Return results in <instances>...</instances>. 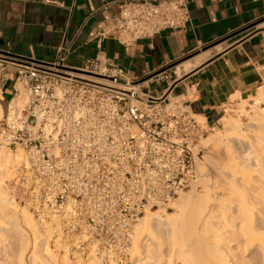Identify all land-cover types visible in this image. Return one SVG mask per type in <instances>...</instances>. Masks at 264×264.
Returning <instances> with one entry per match:
<instances>
[{
  "label": "built area",
  "instance_id": "obj_1",
  "mask_svg": "<svg viewBox=\"0 0 264 264\" xmlns=\"http://www.w3.org/2000/svg\"><path fill=\"white\" fill-rule=\"evenodd\" d=\"M190 20L188 0H130L102 35L131 45ZM70 53L66 44L51 61L10 60L16 87L0 119V150L15 158L8 191L50 227L49 250L133 264L134 225L205 177L199 146L212 128L175 97H139L118 65L77 66Z\"/></svg>",
  "mask_w": 264,
  "mask_h": 264
},
{
  "label": "crops",
  "instance_id": "obj_2",
  "mask_svg": "<svg viewBox=\"0 0 264 264\" xmlns=\"http://www.w3.org/2000/svg\"><path fill=\"white\" fill-rule=\"evenodd\" d=\"M125 1L0 0V51L51 61L69 44L74 65L108 60L121 68V84L135 83L139 97H175L209 127L264 91V0H188L185 27L131 45L102 35ZM13 57L0 52L3 112L16 86L2 63Z\"/></svg>",
  "mask_w": 264,
  "mask_h": 264
},
{
  "label": "bare ground",
  "instance_id": "obj_3",
  "mask_svg": "<svg viewBox=\"0 0 264 264\" xmlns=\"http://www.w3.org/2000/svg\"><path fill=\"white\" fill-rule=\"evenodd\" d=\"M19 102L20 99H13L12 107ZM262 104L264 105V91H260L254 96L252 106L250 105L255 112L250 116L251 121L256 132L259 133L256 142L251 145L252 151L247 158V162L251 163V170L245 167L241 168V165L238 166L239 164H236V167L229 166V170H231L226 172L224 185L219 187V197H213L210 190L197 196L181 193V196L175 201L176 206H179V213L174 215L168 212L166 214V219L170 223L174 222L177 228H182L184 216L188 215L193 207L195 210L198 207L201 213V215L199 214L200 222L204 223L202 229L205 237L201 239L203 242L198 240L192 251H184L183 246L180 251L147 250L146 241L154 237L156 225L162 223V215L157 212L158 210L147 211L146 215L133 227L132 249L139 251L141 247L143 257H146V260L141 264H264V251H261L262 257L259 256L261 258L258 262L252 263L247 258L250 249L264 250V107ZM2 116L3 108L0 104V118ZM239 120L226 114L220 121L227 131H231L242 127ZM242 135L246 134L242 133ZM204 140L221 142V135L217 134ZM11 162H13L11 165L13 167L14 156L8 151L0 150V208L9 210V214L11 213L10 215L14 218V226L20 232H24L22 225L31 228L38 239L36 243L39 251H49L47 237L51 235L50 227L42 229L31 212L16 203L2 185L3 175L8 176V166ZM11 174L12 170L10 169ZM204 200L207 201L206 204L203 207L199 206V202L202 204ZM19 206L22 207L21 210H19ZM220 219L223 220L221 226L215 225L214 222H219ZM143 235L144 237L148 236L145 242H142ZM44 258L49 259V255L46 253Z\"/></svg>",
  "mask_w": 264,
  "mask_h": 264
},
{
  "label": "rangeland",
  "instance_id": "obj_4",
  "mask_svg": "<svg viewBox=\"0 0 264 264\" xmlns=\"http://www.w3.org/2000/svg\"><path fill=\"white\" fill-rule=\"evenodd\" d=\"M10 60L12 59H5V62L2 64L6 67L8 66L11 72H14L15 76V67L12 63H10ZM253 98L254 97H250V99L246 100L245 102L241 101L238 106H235L231 109V111L228 112L230 116L234 117L235 119H240L239 121L242 124L240 129L227 131L221 122L219 126L211 127L212 129L209 130L207 136L205 137L211 138L212 136L219 134L221 135V142L215 143L210 141V143L204 140L205 138L202 139L199 147L203 150V156L201 162L199 163V170L201 173L205 174V177L196 186L181 192L182 194L187 193L190 196L195 194V196H197L198 194L203 195L205 192L210 190L213 197H219V187L224 185V177L226 176L225 174L231 170H229V166L236 167V164H239L238 166L241 165V168L245 167L250 169L251 163L247 162V158L249 157V153L252 151L251 145L256 142V139L259 135V133L256 132L257 130H255V127L253 126L254 124L252 123L250 117L255 114L251 107ZM262 106L264 107L263 104ZM242 133L246 135L244 136ZM12 163L13 162H11L8 166V176L3 175L4 178L2 180V185L7 191V182L12 177V175H10ZM181 193H179V195L168 205L147 210L150 212L158 210L157 212H160L162 215V223L156 225L154 229V237L149 240H147L148 236L144 237L143 235L142 237V239L144 238L142 242L147 240V250L180 251V248L183 246L182 248H184V251H192L198 240L204 239L205 234L202 229L204 223L200 222L201 213L198 207L196 208V210L198 209L197 211L193 207L194 209H190L188 215L184 216L182 228H177V225H175L174 222L170 223L166 219V214L168 212L174 215L179 213V206H176L175 201H177V198L181 196ZM206 202V200H204L202 204L199 202V206L201 205L203 207ZM20 206L19 210L22 209ZM10 214L8 209L0 208V264H97V262L94 260H78L77 262H73L64 252L57 253L52 250L46 252L39 251V247L36 243L38 242L36 234H34L31 228L25 225H22L24 232H20V230L14 226V218ZM222 222L223 220L220 219L219 222H214V224L221 226ZM132 246L129 252L133 264H141L146 260V257H143V253L141 252L142 249L140 247L139 251H134ZM248 251H250V253L248 254L247 258L250 260V262L255 263L258 262V260L262 257L261 251L264 250L260 248H253ZM46 253L49 255V259L47 260L44 258Z\"/></svg>",
  "mask_w": 264,
  "mask_h": 264
},
{
  "label": "water",
  "instance_id": "obj_5",
  "mask_svg": "<svg viewBox=\"0 0 264 264\" xmlns=\"http://www.w3.org/2000/svg\"><path fill=\"white\" fill-rule=\"evenodd\" d=\"M1 53H3V54H8L9 56H14V55H10L9 53H6V52H4V51H0ZM13 59H20V60H33V59H28V58H22V57H17V56H14L13 57ZM34 61H37V60H34ZM37 62H39V61H37Z\"/></svg>",
  "mask_w": 264,
  "mask_h": 264
}]
</instances>
